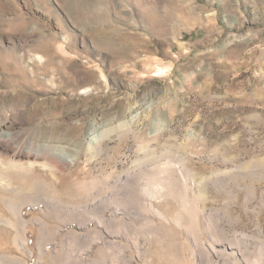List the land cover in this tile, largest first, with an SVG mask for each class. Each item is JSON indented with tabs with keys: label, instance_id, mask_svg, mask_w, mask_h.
Wrapping results in <instances>:
<instances>
[{
	"label": "rangeland",
	"instance_id": "374dc122",
	"mask_svg": "<svg viewBox=\"0 0 264 264\" xmlns=\"http://www.w3.org/2000/svg\"><path fill=\"white\" fill-rule=\"evenodd\" d=\"M73 2L0 0V264H264V0Z\"/></svg>",
	"mask_w": 264,
	"mask_h": 264
},
{
	"label": "bare ground",
	"instance_id": "6f19581e",
	"mask_svg": "<svg viewBox=\"0 0 264 264\" xmlns=\"http://www.w3.org/2000/svg\"><path fill=\"white\" fill-rule=\"evenodd\" d=\"M62 1V4H63V6L64 7H67L68 8V10L69 11H71L70 13H74V10H75V12L77 11L76 10V8H74V3H76V2H73L72 3V1H75V0H61ZM77 1H80V8H81V10H83L84 9V11H85V8H88V6H91V4L89 3V2H85V1H88V0H77ZM59 3V2H58ZM73 4V6H72V4ZM2 5V4H1ZM76 15V14H75ZM85 22V21H84ZM64 49L61 47V51H63ZM157 72L159 73V74H162L163 73V71H162V69H160V68H158L157 69ZM49 148H46L45 150H48ZM16 166V165H15ZM14 168H16L17 170H20V169H22L21 167H14Z\"/></svg>",
	"mask_w": 264,
	"mask_h": 264
}]
</instances>
